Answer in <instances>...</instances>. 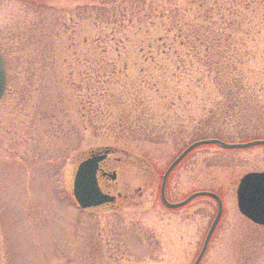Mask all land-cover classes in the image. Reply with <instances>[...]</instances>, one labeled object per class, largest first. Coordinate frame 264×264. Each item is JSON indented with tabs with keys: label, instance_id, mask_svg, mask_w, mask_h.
I'll use <instances>...</instances> for the list:
<instances>
[{
	"label": "rangeland",
	"instance_id": "obj_1",
	"mask_svg": "<svg viewBox=\"0 0 264 264\" xmlns=\"http://www.w3.org/2000/svg\"><path fill=\"white\" fill-rule=\"evenodd\" d=\"M1 5L0 264H191L216 202L167 208L160 178L190 142L264 139V0ZM104 148L115 179L99 186L131 200L79 209L75 168ZM259 169L264 145H200L174 168L168 200L221 198L199 264H242L249 252L264 264V230L252 232L235 197Z\"/></svg>",
	"mask_w": 264,
	"mask_h": 264
},
{
	"label": "water",
	"instance_id": "obj_2",
	"mask_svg": "<svg viewBox=\"0 0 264 264\" xmlns=\"http://www.w3.org/2000/svg\"><path fill=\"white\" fill-rule=\"evenodd\" d=\"M5 86V69L2 56L0 54V98L4 91ZM205 144H215L221 148L226 149H236V148H247L254 145H264V139L250 140L247 142H225L217 138H207L202 140H197L191 142L186 146L177 156L174 158L162 175L161 185H160V200L163 203L162 205L167 208H176L180 207L190 200L197 196H209L215 200L217 204L216 214L207 230L205 232V237L202 242V246L195 257L194 261L191 264H199L201 258L206 251L209 238L221 216L222 211V202L218 194L210 191H196L189 194L183 200L178 202H169L164 196V186L165 181L168 176V173L172 168L182 159V157L194 149L197 146ZM106 150L104 154L93 153L89 157L84 158L77 167L75 168V173L72 183V194L73 197L81 209L97 207L106 202H111L114 199V196L102 193L100 188H98L96 171L98 169V163L105 159ZM111 179H114L115 174L112 173L109 175ZM236 189V201L238 211L255 223L264 225V172H248L244 174L240 180Z\"/></svg>",
	"mask_w": 264,
	"mask_h": 264
},
{
	"label": "flooded vegetation",
	"instance_id": "obj_3",
	"mask_svg": "<svg viewBox=\"0 0 264 264\" xmlns=\"http://www.w3.org/2000/svg\"><path fill=\"white\" fill-rule=\"evenodd\" d=\"M16 1H18V0H0V10H1V8H2V3H4V2H16ZM22 1V0H21ZM26 1H32V0H26ZM0 13H1V11H0ZM5 65V64H4ZM3 95V94H2ZM106 149H107V153H106V156H104L105 157V159L104 160H102L100 163H99V165H98V170H97V179H98V182H99V180H102V179H105V177H108V174H109V170H107L102 164L105 162V161H107V159L109 158L108 156H110L111 155V149H108V148H104V149H101V150H97V151H92V153H97V154H104L105 153V151H106ZM91 154V153H90ZM89 154V155H90ZM188 154V153H187ZM187 154L186 155H184L183 157H182V160L184 159V158H186L187 157ZM88 155V156H89ZM1 157V156H0ZM181 160V161H182ZM180 161V162H181ZM179 162V163H180ZM178 163V164H179ZM177 166V165H176ZM175 166V167H176ZM167 167V166H166ZM165 167V168H166ZM174 167V168H175ZM174 168L170 171V173H168L169 175L167 176V179H166V182H165V187H164V194H165V197H166V183H167V180H168V178H169V176L171 175V173L173 172V170H174ZM165 170V169H164ZM256 172H264V169H259V170H255ZM164 172V171H163ZM161 180H162V176H161V178H160V184H161ZM159 189H160V185H159ZM102 190V192H104V193H106V194H109V195H112V196H114V199H113V201H111V202H108V203H106V204H104V205H106V206H111V207H113V206H115L116 205V203H117V201L118 200H122V201H124V203H128L130 200H131V196H129V194L128 193H123V192H119V191H117V192H115V193H112V191L111 190H109L107 187H104V189L102 188L101 189ZM160 194V193H159ZM158 194V195H159ZM160 196V195H159ZM167 198V197H166ZM119 206H122V204H119ZM118 207V206H117ZM251 222V227L253 228V233H255L256 234V231H263L264 230V225L263 224H259V223H255V222H253V221H250ZM262 229V230H261ZM255 234H252L251 236H253V235H255ZM258 237H260V236H258V235H255V238H258ZM263 238H264V236H262ZM260 259H262V253H260V252H249V253H247V254H244V253H242V255L240 256V261L242 262V264H258V261L260 260Z\"/></svg>",
	"mask_w": 264,
	"mask_h": 264
},
{
	"label": "trees",
	"instance_id": "obj_4",
	"mask_svg": "<svg viewBox=\"0 0 264 264\" xmlns=\"http://www.w3.org/2000/svg\"><path fill=\"white\" fill-rule=\"evenodd\" d=\"M211 138H214V137H211ZM215 138H217V137H215ZM215 138H214V139H215ZM219 139H220V138H219Z\"/></svg>",
	"mask_w": 264,
	"mask_h": 264
}]
</instances>
